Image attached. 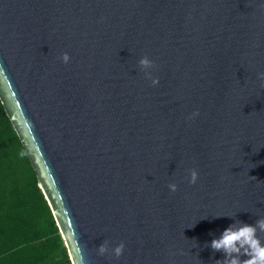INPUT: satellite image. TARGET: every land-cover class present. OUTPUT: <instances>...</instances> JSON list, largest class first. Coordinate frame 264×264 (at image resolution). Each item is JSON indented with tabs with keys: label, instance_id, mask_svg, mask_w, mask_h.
Listing matches in <instances>:
<instances>
[{
	"label": "water",
	"instance_id": "obj_1",
	"mask_svg": "<svg viewBox=\"0 0 264 264\" xmlns=\"http://www.w3.org/2000/svg\"><path fill=\"white\" fill-rule=\"evenodd\" d=\"M260 73L264 0H0V101L71 264L224 258L264 217Z\"/></svg>",
	"mask_w": 264,
	"mask_h": 264
},
{
	"label": "trees",
	"instance_id": "obj_2",
	"mask_svg": "<svg viewBox=\"0 0 264 264\" xmlns=\"http://www.w3.org/2000/svg\"><path fill=\"white\" fill-rule=\"evenodd\" d=\"M0 264H71L35 171L1 101Z\"/></svg>",
	"mask_w": 264,
	"mask_h": 264
},
{
	"label": "clouds",
	"instance_id": "obj_3",
	"mask_svg": "<svg viewBox=\"0 0 264 264\" xmlns=\"http://www.w3.org/2000/svg\"><path fill=\"white\" fill-rule=\"evenodd\" d=\"M64 63H68L70 56L64 53L61 56ZM139 65L142 71L148 78H151V73L147 71L154 67L153 61L147 56L139 60ZM259 77L264 79V73H260ZM159 79L152 78V85H158ZM23 155V153H21ZM198 179V172L196 169L190 170L189 183L195 184ZM171 192L177 191V185L172 183L168 185ZM232 218V217H229ZM258 233H264V217L259 218L254 224H248L240 220L227 227L219 238L211 240L210 247L213 252H220L223 254L222 260H217L215 264H264V242H262ZM205 246H208L207 244ZM125 245L123 242L111 249V253L119 258L123 254ZM109 245L107 242L102 243L97 252L103 256L109 253ZM242 257H246L243 258Z\"/></svg>",
	"mask_w": 264,
	"mask_h": 264
}]
</instances>
